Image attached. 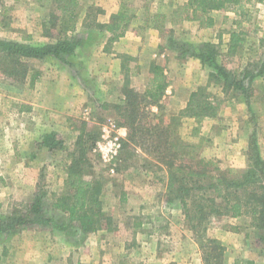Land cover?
<instances>
[{
	"label": "rangeland",
	"instance_id": "rangeland-1",
	"mask_svg": "<svg viewBox=\"0 0 264 264\" xmlns=\"http://www.w3.org/2000/svg\"><path fill=\"white\" fill-rule=\"evenodd\" d=\"M59 1L0 0V39L38 46L56 40L63 18L69 19L57 8ZM186 1L77 0L75 29L60 38L72 36L80 44L66 62L53 56L32 58L24 82L0 72V220L35 192L43 195L53 217L52 226L1 232L0 264H201L190 228L193 221L185 218L178 199L167 202L165 167L133 145H121L107 165L91 143L103 126L121 127L114 107L123 104L122 87L142 92L155 63L166 75L165 91L170 86L162 101L166 117L176 115L198 86L225 99L216 117L200 123L189 117L170 122L173 135L198 145L197 157L220 169L232 167L238 176L248 164L245 153L254 139L264 161V72L251 82L242 78L245 70L256 73L264 59V2L247 3L251 19L240 25L231 11L211 10L213 23L207 26L201 14L182 21L172 16ZM117 13L125 14L126 30L111 42V34L98 25ZM233 31L238 40L230 50ZM203 44L213 47L219 65L242 79L243 90L231 87L223 94L217 71L196 56ZM44 107L52 114L43 115ZM50 132L62 140L59 149L40 145ZM80 146L85 148L84 176L100 182L101 209L109 216L100 221V228L85 233L76 223L68 224L65 211L52 206L68 196L64 180ZM204 169L215 171L213 164ZM211 191L209 179L192 189L205 211H222L219 198L213 204L199 202L213 197ZM203 225L207 236L220 229L232 239L236 247L231 261L247 264L249 256L264 261L259 231L248 215L211 212Z\"/></svg>",
	"mask_w": 264,
	"mask_h": 264
},
{
	"label": "trees",
	"instance_id": "trees-1",
	"mask_svg": "<svg viewBox=\"0 0 264 264\" xmlns=\"http://www.w3.org/2000/svg\"><path fill=\"white\" fill-rule=\"evenodd\" d=\"M256 1L264 2V0ZM59 2L61 4H58L57 8L69 19L63 18L56 33L58 35L56 40L38 46L0 39V72L5 77L24 82L30 59L53 56L66 62V58L73 54L80 40L72 36L61 39L60 35L75 29V21L72 17L77 0ZM250 2L251 0H187L176 7L172 16L182 21L201 14L205 17L206 25L211 26L213 20L208 13L211 10H226L235 14L237 17L235 23L240 25L242 21L251 19L252 14L247 7V3ZM126 23L125 14L117 13L111 15L108 22L100 23L98 26L111 34L109 41L112 42L124 34ZM237 40V33L231 32L230 50L235 47ZM196 56L217 71L223 82L221 88L223 94L231 87L243 90L242 79L231 75L215 61L216 51L210 44H203ZM162 69L155 63L151 64L150 75L142 92L129 85L122 87L123 104L114 107L119 118L117 125L126 129V137L122 145L135 146L165 167L167 202L178 199L185 218L193 221L190 228L201 250V264H223L225 246L220 240L207 236L206 226L203 224L211 212L229 217L248 215L252 225L259 231L257 240L264 246V161L258 154L254 139L249 141L245 153L248 164L238 176V171L232 167L220 169L211 161L197 157L198 145L186 143L173 135L170 122L180 117H189L200 123L203 118L216 117L225 99L209 94L205 86H198L190 92L184 107L176 115L166 117L162 101L168 81ZM263 72L264 59L256 73L245 70L242 78L246 77L248 82H251ZM152 107L155 109L152 110ZM197 131L198 128L195 127L193 134ZM57 138H59L57 133H47L42 137L40 145L49 150L59 149L62 140ZM96 139L97 136L91 140L92 145ZM85 162V148L80 146L67 169L64 180L68 196L64 197V200L59 198L52 203L55 209L66 212L68 224L76 223L77 228L84 233L100 228L101 220H109V216H106L101 209V184L84 176L82 165ZM211 164L214 173L204 169ZM198 166L202 168L197 169ZM202 179L212 181L213 197H201L199 202L203 200L213 204L215 199L219 198L223 203L222 211L215 208L205 211V205L196 202L192 189L198 187ZM46 207L43 195L35 192L31 200L19 203L17 207L11 209L5 219L0 220V233H11L34 225L52 226L53 217L49 215ZM55 227L58 230L63 228L62 225ZM247 264H251L250 261Z\"/></svg>",
	"mask_w": 264,
	"mask_h": 264
},
{
	"label": "built area",
	"instance_id": "built-area-1",
	"mask_svg": "<svg viewBox=\"0 0 264 264\" xmlns=\"http://www.w3.org/2000/svg\"><path fill=\"white\" fill-rule=\"evenodd\" d=\"M124 136L121 133V127L105 125L101 129V134L94 145V152L100 161L111 165L117 158ZM113 171V167H110Z\"/></svg>",
	"mask_w": 264,
	"mask_h": 264
},
{
	"label": "crops",
	"instance_id": "crops-1",
	"mask_svg": "<svg viewBox=\"0 0 264 264\" xmlns=\"http://www.w3.org/2000/svg\"><path fill=\"white\" fill-rule=\"evenodd\" d=\"M166 73V72H165ZM170 86L167 87L166 89V93L168 92V89H169ZM48 110H51V108L49 107H44L41 112L43 115H45L46 113H49V114H52L51 112H48ZM41 114V115H42ZM47 117H45L44 120H46ZM47 121V120H46ZM44 123V121H43ZM121 133L124 137H126V129L124 127H121ZM211 237L213 238H216L218 240H220L222 242V244L225 246V254H224V258H223V264H246L243 263L242 261H238V260H233L231 261L230 259V255H232L231 253L233 251H235V243L231 240H227V237H226V233L222 232L220 229L219 231L216 230L214 231L213 234L210 235ZM226 240V241H225ZM259 258V257H258ZM257 256H249L248 259L250 260V263L252 264H264V261L263 260H260L258 259ZM262 262V263H261Z\"/></svg>",
	"mask_w": 264,
	"mask_h": 264
}]
</instances>
